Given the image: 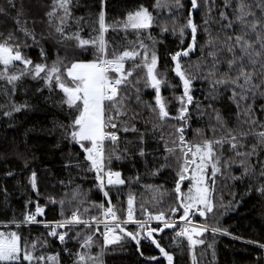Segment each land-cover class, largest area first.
<instances>
[{
    "label": "trees",
    "instance_id": "16d2710c",
    "mask_svg": "<svg viewBox=\"0 0 264 264\" xmlns=\"http://www.w3.org/2000/svg\"><path fill=\"white\" fill-rule=\"evenodd\" d=\"M246 2L251 5L256 18L264 19L261 9L257 7L261 0ZM156 3L157 0H103V4L101 0H71L72 16L65 27L66 33L79 30L83 39L96 38L98 13L103 8L105 22L109 26L104 33L109 58L113 52L119 54L125 50L138 49L141 42L148 47L149 52L155 51L158 58L156 70L158 78L162 79L161 96L170 117L160 121L157 113L150 111L149 105L155 107V90L136 82L138 77L144 75V70L136 69L129 77L132 86L120 89V94L126 97L127 111L116 121L118 128L123 123L129 130L123 131L121 128L117 131L116 144L111 140L105 142L106 153L116 148L117 154L122 157L120 160L113 159L110 167L113 172L121 173L125 183L108 186L104 180L103 191L109 192L107 198L99 188L96 173L85 162L82 149L66 134L71 131L68 126L76 113L62 103L64 95L54 82L49 88L42 78L43 74L36 79L25 75L15 82L13 91L12 85L0 80V230H12L20 237L22 253L26 246L36 242L34 256L45 258L41 264H75L76 254L85 251L81 243L87 235L93 236V243L86 251L94 256L103 248V237L96 233L94 226L86 228L73 225L57 230L66 233L65 240L61 242L57 237L48 235L50 228L24 222L25 215L34 212L37 205L44 208V213L38 215V219L54 222L71 216L74 210H78L82 218H100L102 215L95 206L104 204L106 208L110 199L118 217L124 219L131 195L134 198L136 219L144 218L141 205L151 213L164 211L171 215L169 209L177 204L174 189L182 159L177 148L174 153H168V159L165 160L164 149L165 140L169 147H172L173 139L179 145L174 129L183 126L185 139L192 144L217 139L226 131L217 120L219 113L228 128L251 130L247 123L238 122L237 105L230 98L231 87L214 86L207 76L213 63L208 57V52L213 49L205 44L209 35L223 40L225 35L240 31V25L235 22L232 29H224L223 25L228 20L220 18L223 10L229 20H234L236 0H230L231 7H225V0H208L207 4L204 0H197L198 8L195 10L191 7V0H180L179 6L175 0H159L160 7H154ZM141 6L152 15V24L138 32L123 28L122 22L126 20L127 14ZM0 9L3 10L0 11V41L11 35L12 39L8 43L20 45L22 56L29 58L33 65L41 63L51 66L58 57L69 66L73 60L95 58V48L91 45L78 47L75 39H62L56 32L59 21L55 16L49 23L46 13L51 10V0H11V3L9 0H0ZM190 15L197 26L195 41L191 29L186 27ZM162 27H166L167 31L162 32ZM181 27H184L183 36L180 34ZM25 30L31 35H26ZM189 43H194L193 49L189 50L188 56H182L179 60L186 74L194 77L189 93L193 100L187 105L186 119L181 120L178 116L181 103L177 98L183 94V82L172 70L175 62L171 60V55L186 49ZM219 57L221 63L217 66L215 78L227 71L226 59L230 58V54L220 52ZM139 63L140 58L126 60L125 69ZM22 70L23 64L15 62L9 73ZM137 88L139 102L136 99ZM249 103L253 106L256 119L264 121V112L260 111L264 97L261 96H257L254 101L249 97L244 102L239 119H245L243 108ZM14 106H19V110L14 111ZM256 131H261L259 125ZM242 143L244 147L237 151H247L256 144V137L248 135ZM141 147L144 148V156L139 154ZM221 153L218 165L221 171L216 174L214 185L212 173L208 177L213 213L200 217L193 212L192 216L202 223L219 227L221 231L203 233L199 238L204 243L194 246L191 253L186 237L175 238L171 231H164L156 238L162 247L173 254V264H193V254L196 264H264V260L260 259L264 252L248 243H264V195L257 191L264 185V176L260 175L264 148L258 147L256 154L247 158L246 165L252 166L251 174L247 176L243 175L240 157L235 155L229 144L225 143L217 149V155ZM232 160L236 162L226 168L225 161ZM33 172L36 174V189L31 186ZM189 184L190 179L183 181L182 191H186ZM50 198L56 202L52 203ZM60 201H64L63 208ZM180 214L182 211L173 216L178 217ZM127 230L135 231V227L127 226ZM78 233L81 235L77 236ZM137 249L135 241L123 238L103 249V264H167L151 243L140 242L139 251ZM49 256L55 259L49 261ZM153 256L157 257V261L148 259ZM0 264L28 262L23 261L21 255L19 262Z\"/></svg>",
    "mask_w": 264,
    "mask_h": 264
},
{
    "label": "snow or ice",
    "instance_id": "6c2138e0",
    "mask_svg": "<svg viewBox=\"0 0 264 264\" xmlns=\"http://www.w3.org/2000/svg\"><path fill=\"white\" fill-rule=\"evenodd\" d=\"M204 2L207 4L208 0H204ZM9 3H11V0H9ZM175 3L179 6L180 0H175ZM101 4H103V0H101ZM154 7H160L159 0H157ZM191 7L194 10L198 8L197 0H191ZM225 7H231L230 0H225ZM257 7L261 9V16L264 17V0H261L257 4ZM0 11L3 10L0 9ZM58 11L59 15H57ZM46 15L49 18V23L52 22L54 16L59 21L56 25V32L61 35L62 39H75L78 42V47L88 45L94 47L95 58L88 61L73 60L70 66L65 64L59 57L51 66L41 63L33 65L29 58L22 56L20 45L8 43V40L12 39L10 35L4 41H0V66H2L0 67V80H6L8 84L12 85L13 91L15 90V82L22 79L25 75H31L33 79H36L40 78L41 74H43L42 78L49 88L52 87L54 82L55 87L60 89L64 95L62 103L66 104L69 109H73L76 113L71 124L68 126L71 128V131L66 134L70 137L71 141L75 142L82 149L85 162L96 173L95 178L99 181L100 190L103 191L105 188V177L107 178L108 186L123 185L125 181L121 179V173L119 171L113 172L110 167L113 159L120 160L122 157L117 154L116 148L106 153L104 142L105 140H111L113 144H116L118 142L117 131L121 130V128L123 131L129 130L123 123L118 128L116 121L127 111L126 97L120 94V89L132 86L129 77L133 75L136 69L144 70V75L138 77L136 82L138 84L143 83L145 88L150 87L155 90V107L149 105L150 111L157 113L160 121L170 118L166 102L161 96L162 79L158 78L159 74L156 70L157 55L154 50L149 52L148 47L141 42L138 49L125 50L119 54L113 52L109 58L104 38V33L109 26L106 25L103 8L98 13V35L94 39L81 38L79 30L75 33L65 32L68 20L72 16L71 0H51V10ZM220 18L228 20V23L223 25L224 29H232L235 22L240 25V31L234 32L232 35H225L223 40H220L219 37L214 39L209 35L205 44L213 49L208 52V57L211 58L213 63L207 76L214 86L223 85L225 88L231 87L232 96L230 98L237 105L238 122L239 124L247 123L251 130L239 131L238 128H228L219 113H217V120L226 131L224 135L217 139H206L202 143L192 144L186 141L183 134V126L174 129L178 135L179 145L173 139L171 141L172 147H169L168 141L165 140V160L168 159V153H174L178 148L181 153L182 163L179 164L178 178L175 180L174 192L177 204L169 209L171 215L167 217L164 211L151 213L145 206L141 205V212L144 218L135 219L134 198L129 195L127 215L123 220L118 217L111 200L108 199L106 208L104 204L95 206L103 216V220H100L97 216H91L90 219L82 220L78 210H74L71 216L61 221L54 223L43 222L46 228L51 229L48 235L57 237L61 242L65 240L66 233L64 231H57L58 229L82 223L86 228L94 224L97 226V231H99V225L103 223V248L101 252L93 256L86 251L91 248L93 243V236L87 235L81 243V248L85 249V251L76 254L77 259L75 264H103V249L108 245L121 241L123 238H130L135 241L138 246L137 250L139 251L141 236L145 240H150L160 255L166 259L167 264H173V254L161 246V243L155 238L154 234L162 232L167 228H173L176 220L172 216L181 211L182 214L178 215L177 219L182 223L176 236L187 238L190 253L194 246L204 243V240L199 238L203 233L211 231L215 234L221 231L219 227L210 225L207 222L194 223L191 217L193 212L198 213L200 217H207L208 214L213 213L212 189L207 184L209 178L205 173L210 166L212 173L211 181L214 185L216 174L221 171L218 165L222 153L217 155V149L221 148L225 143L229 144L230 149L235 155L240 157L239 163L243 167V175L247 176L252 171L251 164L246 165L247 158L255 155L258 147L264 148V121L256 119L251 103L243 108L245 119H239L241 107L249 97L253 101L257 96L264 97V19L256 18L255 12L251 10V5L246 0H236L234 20H229L223 10L220 12ZM152 22V15L146 8L141 6L138 10L127 14L126 20L122 22V27L125 29L131 28L138 32L141 29L148 28ZM186 27L191 29L193 41H195L197 26L193 23L191 15L187 20ZM161 31L165 32L167 28L162 27ZM205 31L207 32V28ZM25 34L31 35L26 30ZM180 34L183 36L184 27L180 28ZM32 39L35 41L34 35ZM217 42H219V47H217ZM193 47L194 43H189L186 49H182L171 55V60L175 62L172 70L179 77L180 81L183 82V94L177 98L181 103V108L178 110V116L181 120L186 119L187 105L192 103L193 100V97L189 93L194 77L186 74L179 58L188 56L189 50L193 49ZM224 51L230 54V58L226 59L227 71L221 73L219 78H215L218 71L217 66L221 63L219 53ZM237 52L239 55H237ZM41 55H44L43 49H41ZM135 58H140V63L134 64L132 68L125 69V61L134 60ZM15 62H21L23 70L10 74L9 69L11 66H14ZM257 65H259L258 68ZM136 91V99L139 102V89L137 88ZM13 110L18 111L19 106H14ZM260 111L264 112V105L260 106ZM9 114L5 113V115ZM172 118L175 119V117ZM257 125L261 128L259 132L256 131ZM106 129L113 130L106 131ZM132 130L135 131V128L133 127ZM248 135L256 137V144L251 145L247 151H237V149L244 147L242 141ZM141 143H143L142 136ZM139 154L141 156L145 155L143 147L139 149ZM235 162V160L225 161L224 166L227 168L230 163ZM161 167H164V165H161ZM35 175V172H33L31 177L33 189H36ZM260 175L264 176V163L261 165ZM186 179H190L191 182L187 191H182L181 185ZM257 191L264 195V185H261ZM103 195L107 198L109 197V192L103 191ZM50 199L52 203L56 202L54 198ZM60 204L63 208L64 201H60ZM85 212H87V209H85ZM43 213L44 208L37 205L34 213L25 215L24 222H38L36 220L37 215H42ZM151 221H159L160 224L157 227H151ZM130 223L135 225V231L127 230V225ZM80 235V233L77 234V236ZM248 243L254 244L264 252V243L258 241H248ZM208 246L211 247V244ZM35 247L36 242H33L31 246H26L22 253L20 237L15 232L8 234L0 232V262H15L22 255L23 261H27L28 264H41L45 258L43 256H34ZM54 259L55 257H48L49 261ZM148 259L157 261V257L155 256ZM192 259L193 264H196L194 254ZM260 259L264 260V256H261Z\"/></svg>",
    "mask_w": 264,
    "mask_h": 264
},
{
    "label": "built area",
    "instance_id": "2783aa9c",
    "mask_svg": "<svg viewBox=\"0 0 264 264\" xmlns=\"http://www.w3.org/2000/svg\"><path fill=\"white\" fill-rule=\"evenodd\" d=\"M106 131H111V130H110V129H106ZM117 136H118V135H117ZM106 141H107V140H105V142H106ZM105 142H104V148H105ZM31 213H34V212H31ZM155 213H157V212H155ZM196 214L198 215V213H196ZM126 215H127V212H126ZM165 216L167 217V216H169V215H167V214L165 213ZM192 216H193V215H192ZM172 218L176 220V223H175V225H174L173 228H169V231H171L172 234H173V237L176 238V237H177V236H176V233L180 230V225H181L182 222L179 221V220L177 219V217L172 216ZM81 219H82V220H87V219H90V218H82V217H81ZM99 219H100V220H103L104 218H103V216H101ZM135 219H136V218H135ZM191 219L193 220L194 223H197V224L202 223V222H200V221H198V220H195L193 217H191ZM36 220H37L38 222H27L26 224H28V225H44L43 222H48V223H54V222H56V221H54V222H49V221L39 220V219H38V215H37V217H36ZM121 220H123V219H121ZM150 224H151V227H157V225L160 224V222H159V221H151ZM75 226H76V225H75ZM77 226H84V225L81 223V224H77ZM92 226L95 227V229H96V233L100 234V235L103 237V235H102V233H103V231H104L103 223H101V224L99 225V231H97V226H96V225L93 224ZM127 226H133V227H135V225H134L133 223H130V224H128ZM135 230H136V227H135ZM156 234H157V233L154 234L155 237H156ZM177 238H181V237H177ZM183 238H184V237H183ZM140 242H141V243H148V244L151 243L150 240H145V239L143 238V236H141V238H140Z\"/></svg>",
    "mask_w": 264,
    "mask_h": 264
},
{
    "label": "rangeland",
    "instance_id": "374dc122",
    "mask_svg": "<svg viewBox=\"0 0 264 264\" xmlns=\"http://www.w3.org/2000/svg\"><path fill=\"white\" fill-rule=\"evenodd\" d=\"M83 61H88V60H83ZM209 173H211V167L209 166L208 167V169L206 170V173H205V175L207 176V177H209ZM121 179H123L122 178V175H121ZM191 182V181H190ZM105 183L107 184V178H105ZM207 184H208V186H209V179L207 180ZM187 191V190H186ZM0 232H3V233H5V234H8V233H11V232H14V231H12V230H0ZM20 247H21V244H20ZM21 260V258L19 259V260H17V261H15V262H19ZM15 262H13V263H15Z\"/></svg>",
    "mask_w": 264,
    "mask_h": 264
},
{
    "label": "water",
    "instance_id": "95a60500",
    "mask_svg": "<svg viewBox=\"0 0 264 264\" xmlns=\"http://www.w3.org/2000/svg\"><path fill=\"white\" fill-rule=\"evenodd\" d=\"M165 230H167V229H164L162 232H159L157 235L159 236V235H161ZM157 239V238H156ZM167 251V250H166Z\"/></svg>",
    "mask_w": 264,
    "mask_h": 264
}]
</instances>
